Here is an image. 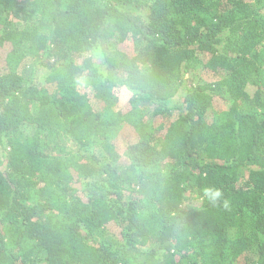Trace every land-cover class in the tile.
I'll list each match as a JSON object with an SVG mask.
<instances>
[{
    "label": "trees",
    "instance_id": "16d2710c",
    "mask_svg": "<svg viewBox=\"0 0 264 264\" xmlns=\"http://www.w3.org/2000/svg\"><path fill=\"white\" fill-rule=\"evenodd\" d=\"M0 47V264H264V0H0Z\"/></svg>",
    "mask_w": 264,
    "mask_h": 264
},
{
    "label": "rangeland",
    "instance_id": "374dc122",
    "mask_svg": "<svg viewBox=\"0 0 264 264\" xmlns=\"http://www.w3.org/2000/svg\"><path fill=\"white\" fill-rule=\"evenodd\" d=\"M5 49L3 47H0V70L3 67V61H4V56H5ZM44 74V73H43ZM42 82H44L43 78H42ZM128 99V94L126 92H120L119 93V102H118V107L120 108L121 106L126 104V101ZM133 136V131H131V129L129 128H124L121 133L119 134V136L116 139L117 145L119 147V149H121V151H123V148L125 147L126 144V139L128 137ZM2 151L0 150V155H1Z\"/></svg>",
    "mask_w": 264,
    "mask_h": 264
},
{
    "label": "clouds",
    "instance_id": "9594fccd",
    "mask_svg": "<svg viewBox=\"0 0 264 264\" xmlns=\"http://www.w3.org/2000/svg\"><path fill=\"white\" fill-rule=\"evenodd\" d=\"M203 197L212 205H216L223 198V193L215 187H207L203 190ZM224 207H228V202L225 199L223 201Z\"/></svg>",
    "mask_w": 264,
    "mask_h": 264
}]
</instances>
